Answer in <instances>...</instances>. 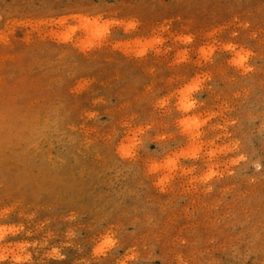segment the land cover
Instances as JSON below:
<instances>
[{"label":"rangeland","instance_id":"374dc122","mask_svg":"<svg viewBox=\"0 0 264 264\" xmlns=\"http://www.w3.org/2000/svg\"><path fill=\"white\" fill-rule=\"evenodd\" d=\"M0 264H264V0H0Z\"/></svg>","mask_w":264,"mask_h":264},{"label":"bare ground","instance_id":"6f19581e","mask_svg":"<svg viewBox=\"0 0 264 264\" xmlns=\"http://www.w3.org/2000/svg\"><path fill=\"white\" fill-rule=\"evenodd\" d=\"M94 27V26H93Z\"/></svg>","mask_w":264,"mask_h":264}]
</instances>
